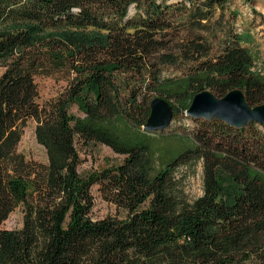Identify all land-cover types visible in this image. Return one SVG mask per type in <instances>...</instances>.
Segmentation results:
<instances>
[{
	"label": "trees",
	"instance_id": "obj_1",
	"mask_svg": "<svg viewBox=\"0 0 264 264\" xmlns=\"http://www.w3.org/2000/svg\"><path fill=\"white\" fill-rule=\"evenodd\" d=\"M227 1L0 0V264H264V125L202 119L193 135L167 136L143 128L156 96L175 115L206 88L264 103L247 36L212 55L204 36L174 30L186 15L206 27ZM167 66L183 76H165ZM39 74L67 85L41 103ZM30 119L47 163L17 151ZM78 142L125 158L83 175ZM199 161L203 193L190 200L176 172ZM94 184L123 217H92ZM18 206L22 227L1 228Z\"/></svg>",
	"mask_w": 264,
	"mask_h": 264
},
{
	"label": "rangeland",
	"instance_id": "obj_2",
	"mask_svg": "<svg viewBox=\"0 0 264 264\" xmlns=\"http://www.w3.org/2000/svg\"><path fill=\"white\" fill-rule=\"evenodd\" d=\"M181 0H167L168 3H176ZM190 6V2H186ZM192 9L189 10V12ZM136 12L133 5L130 8V15ZM189 14V13H188ZM180 20L183 23L176 24L174 30L179 32L180 39L193 38L198 35L204 36L212 46L211 54L219 52L226 39L236 34L247 36L248 40H243L242 45L249 48L257 55L254 71L264 76V0H228L224 7L215 6L212 16L206 22L204 28H193L194 25H188L189 16H182ZM185 22V23H184ZM163 74L169 77H181L183 71L180 66H167ZM36 82L39 90V101L44 103L64 90L67 80L61 75L39 74L36 76ZM208 89V88H206ZM209 90V89H208ZM157 97V96H156ZM169 99V98H168ZM178 104V100H173ZM180 113L174 114L172 122L161 131H154L158 135H170L180 133L183 135H193L202 124V119H195L186 114L180 106ZM71 112L77 115H83L77 106L71 107ZM256 127L263 129L262 124L254 122ZM37 122L34 119L28 121L17 151L25 155L26 159L39 163H47L48 157L46 149L41 145L35 135ZM78 149L82 159L79 165V171L83 175H89L96 171L111 168L119 165L125 158L124 155L116 153L111 147L97 142L81 143L78 142ZM187 198L195 199L203 193V168L201 161L192 164L181 165L176 172ZM92 194L95 199V205L92 210L94 219L105 217H123L124 211L116 204L105 199L100 189V184L92 186ZM23 206H18L6 219L1 228L19 229L23 225L24 211Z\"/></svg>",
	"mask_w": 264,
	"mask_h": 264
},
{
	"label": "water",
	"instance_id": "obj_3",
	"mask_svg": "<svg viewBox=\"0 0 264 264\" xmlns=\"http://www.w3.org/2000/svg\"><path fill=\"white\" fill-rule=\"evenodd\" d=\"M150 115L143 128L147 131H161L173 120L174 110L169 100L163 96L152 99ZM186 114L195 119L220 120L237 128H246L250 123L264 125V103L251 105L242 89L236 88L223 97L216 96L208 89L197 92Z\"/></svg>",
	"mask_w": 264,
	"mask_h": 264
}]
</instances>
